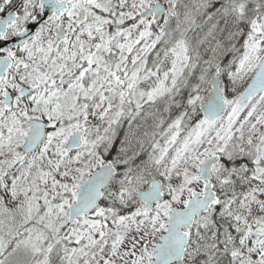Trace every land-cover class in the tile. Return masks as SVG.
<instances>
[{
  "label": "snow or ice",
  "instance_id": "1",
  "mask_svg": "<svg viewBox=\"0 0 264 264\" xmlns=\"http://www.w3.org/2000/svg\"><path fill=\"white\" fill-rule=\"evenodd\" d=\"M0 264H264V0H0Z\"/></svg>",
  "mask_w": 264,
  "mask_h": 264
}]
</instances>
